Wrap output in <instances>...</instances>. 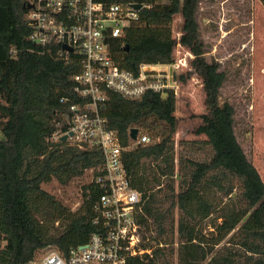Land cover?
<instances>
[{"label":"trees","instance_id":"trees-1","mask_svg":"<svg viewBox=\"0 0 264 264\" xmlns=\"http://www.w3.org/2000/svg\"><path fill=\"white\" fill-rule=\"evenodd\" d=\"M131 1L151 6L113 43L116 63L137 72L142 63L172 61L180 14L179 38L195 55L189 76L201 79L205 112L200 137L180 139L176 149L173 91L138 100L108 92L102 115L121 144L129 145L133 128L152 138L123 154L131 186L142 194L136 215L142 246L151 249L128 264H264V181L238 139L235 106L221 101L226 72L205 56L197 21L202 0ZM30 2L0 0V264H26L45 248L68 254L85 244L96 230L94 203L103 193L95 182L104 164L100 148L49 142L78 100L80 66L65 62L60 45L29 40ZM89 171L75 210L44 188L54 181L68 186Z\"/></svg>","mask_w":264,"mask_h":264},{"label":"built area","instance_id":"built-area-1","mask_svg":"<svg viewBox=\"0 0 264 264\" xmlns=\"http://www.w3.org/2000/svg\"><path fill=\"white\" fill-rule=\"evenodd\" d=\"M131 0H31L29 40L34 44L61 46L65 62L75 61L80 72L74 76L77 101L70 103L49 142L66 141L83 149L100 148L104 164L95 182L103 193L94 203L96 230L85 244L63 254L53 247L43 249L26 264H128V259L151 255L145 249L136 215L141 211L142 194L131 186L123 163V154L152 138L138 131L135 139L123 146L118 134L102 115L108 92L138 100L148 92L166 97L179 96L184 83L196 80L192 61L195 55L177 38L173 60L166 63H142L138 71L121 68L115 61L113 43L140 20V12L151 5ZM125 46L124 43H122ZM66 46L67 49L63 47ZM71 49V50H69ZM62 102H68L62 99ZM79 206V205H78Z\"/></svg>","mask_w":264,"mask_h":264},{"label":"rangeland","instance_id":"rangeland-1","mask_svg":"<svg viewBox=\"0 0 264 264\" xmlns=\"http://www.w3.org/2000/svg\"><path fill=\"white\" fill-rule=\"evenodd\" d=\"M197 21L207 60L218 63L227 75L221 101L235 106L238 139L264 181V7L259 0H202ZM182 24V16L176 15L173 28L177 38ZM176 99L178 149L180 139L200 137L196 130L205 112L201 79L185 82ZM90 175L86 172L65 187L54 181L44 188L75 210ZM214 218L206 223L207 234L214 231Z\"/></svg>","mask_w":264,"mask_h":264},{"label":"water","instance_id":"water-1","mask_svg":"<svg viewBox=\"0 0 264 264\" xmlns=\"http://www.w3.org/2000/svg\"><path fill=\"white\" fill-rule=\"evenodd\" d=\"M28 8H31V5H29ZM135 8L139 10V9H141V5L137 4V5H135ZM63 48L67 49L66 46H64ZM125 49L127 50L128 47H126ZM69 50H71V49H69ZM137 134H138V129L137 128L131 129V134H130L131 138L135 139L137 137ZM66 139H67V136L62 137V141H66Z\"/></svg>","mask_w":264,"mask_h":264},{"label":"bare ground","instance_id":"bare-ground-1","mask_svg":"<svg viewBox=\"0 0 264 264\" xmlns=\"http://www.w3.org/2000/svg\"><path fill=\"white\" fill-rule=\"evenodd\" d=\"M88 185V184H87Z\"/></svg>","mask_w":264,"mask_h":264}]
</instances>
